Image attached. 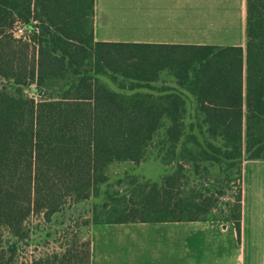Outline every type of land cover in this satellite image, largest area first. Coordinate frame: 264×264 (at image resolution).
I'll use <instances>...</instances> for the list:
<instances>
[{"label":"trees","instance_id":"1","mask_svg":"<svg viewBox=\"0 0 264 264\" xmlns=\"http://www.w3.org/2000/svg\"><path fill=\"white\" fill-rule=\"evenodd\" d=\"M92 17L93 0H0V226L12 239L0 251L14 258L32 214L49 221L67 198L97 197L110 164L153 155L169 172L133 177L139 200L94 208L92 224L230 220L239 236L241 163L264 160V0H246L244 48L94 41ZM173 78L200 89L193 120ZM30 84L37 98L22 91ZM205 162L236 167L220 215L194 185ZM84 246L18 264H90Z\"/></svg>","mask_w":264,"mask_h":264},{"label":"crops","instance_id":"2","mask_svg":"<svg viewBox=\"0 0 264 264\" xmlns=\"http://www.w3.org/2000/svg\"><path fill=\"white\" fill-rule=\"evenodd\" d=\"M245 15L246 0H93V39L244 48ZM242 75L244 99V69ZM166 84L179 91L193 120L200 89L174 78ZM240 199L239 236L230 220L92 224L90 264H264V160H242Z\"/></svg>","mask_w":264,"mask_h":264},{"label":"rangeland","instance_id":"3","mask_svg":"<svg viewBox=\"0 0 264 264\" xmlns=\"http://www.w3.org/2000/svg\"><path fill=\"white\" fill-rule=\"evenodd\" d=\"M33 44L31 41V54L34 53ZM21 89L30 96L38 97V92L33 84L23 86ZM198 137L201 139L199 135ZM214 143L219 144L218 141H214ZM154 156L139 165L126 162L110 164L109 169H107L108 181L101 185L100 194L97 197L80 202H74L67 198L64 200L61 210L53 214L49 221L43 219L40 214L29 216L24 222V226L29 228L27 238L17 241L13 259L9 250L0 251V263H29L33 259H53L54 257L60 260L72 248H76V251L79 252L83 251L84 245L89 239V227L94 221V208L99 210L102 205L109 203H117L120 206L123 203H136L139 200L141 190L136 186L138 184L133 177L138 176V179L158 181L161 176L169 172L170 167L163 166ZM246 156L244 154L243 158ZM182 163L184 164V162ZM203 164L207 170H203L201 167L200 178L198 179L200 182L194 185L202 188L205 196L212 198L214 204L212 213L218 212L217 215H220L221 209L226 210L225 205L227 203L235 202L238 184L234 178L236 167L225 168L223 163L221 165L211 162ZM184 165L187 167V164ZM109 197L121 200L112 202ZM4 231V227L0 226V245L6 249L5 247H10L9 242L12 239Z\"/></svg>","mask_w":264,"mask_h":264},{"label":"built area","instance_id":"4","mask_svg":"<svg viewBox=\"0 0 264 264\" xmlns=\"http://www.w3.org/2000/svg\"><path fill=\"white\" fill-rule=\"evenodd\" d=\"M15 35L17 36V37H21V36H24L25 35V29H24V27L23 26H17L16 28H15Z\"/></svg>","mask_w":264,"mask_h":264}]
</instances>
